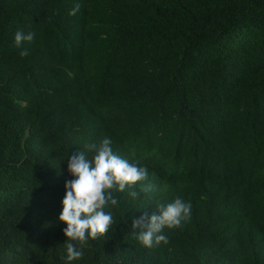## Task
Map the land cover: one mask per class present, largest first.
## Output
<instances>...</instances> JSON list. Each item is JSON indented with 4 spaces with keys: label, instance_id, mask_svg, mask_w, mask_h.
<instances>
[{
    "label": "trees",
    "instance_id": "16d2710c",
    "mask_svg": "<svg viewBox=\"0 0 264 264\" xmlns=\"http://www.w3.org/2000/svg\"><path fill=\"white\" fill-rule=\"evenodd\" d=\"M104 138L152 190L113 191L69 262L67 158ZM178 197L143 247L133 220ZM0 264H264V0H0Z\"/></svg>",
    "mask_w": 264,
    "mask_h": 264
},
{
    "label": "clouds",
    "instance_id": "9594fccd",
    "mask_svg": "<svg viewBox=\"0 0 264 264\" xmlns=\"http://www.w3.org/2000/svg\"><path fill=\"white\" fill-rule=\"evenodd\" d=\"M80 4L74 5L69 15L75 16ZM35 32L16 31L15 46L21 48L23 42H32ZM19 55L27 57L29 51L24 49ZM109 138L99 143L86 144L85 148L93 156L90 159L84 151H78L68 156V172L73 179L66 181V194L63 199V209L59 221L66 224L64 235L67 242V260L79 261L84 256V248L89 239L96 240L104 237L115 223L110 206H117L118 200L113 191L123 193L126 187L139 184L140 192L148 193L152 190L150 184L143 182L148 179L146 167L130 163L115 154ZM133 198L138 197L136 191L129 192ZM192 205L181 198H176L168 204L160 203L156 213L149 217L147 214L133 220V230L139 243L148 249L168 244L169 237L163 234L165 228L169 230L180 228L183 222L190 220Z\"/></svg>",
    "mask_w": 264,
    "mask_h": 264
}]
</instances>
